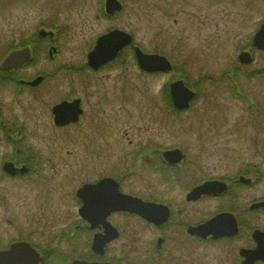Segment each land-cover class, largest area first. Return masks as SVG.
<instances>
[{"label": "rangeland", "instance_id": "1", "mask_svg": "<svg viewBox=\"0 0 264 264\" xmlns=\"http://www.w3.org/2000/svg\"><path fill=\"white\" fill-rule=\"evenodd\" d=\"M120 1L122 12L106 18L105 0H0V53L38 29L57 30L51 45L57 53L40 69L48 78L43 88L20 96L0 90L11 106L7 119L22 120V138L40 164L31 178L0 186V250L29 241L52 251L56 257L46 261L54 264L84 255L92 234L79 219L75 193L103 177H119L134 195L173 187L167 194L175 205L192 179L182 175L177 184H163L153 171L155 150L174 147L199 161L201 178H250L252 184L237 194L238 210L250 227L264 230V215L248 211L252 200L264 199V53L251 45L264 22V0ZM112 30L130 33L136 47L166 57L173 70L140 72L130 47L105 69L87 70V52ZM250 51L253 63L241 65L239 54ZM177 80L192 85L198 98L174 113L166 91ZM76 97L83 100L81 122L56 129L51 106ZM12 156L0 128V162ZM220 206L208 200L187 213L194 218ZM112 221L122 234L108 253L119 251L127 264H238L239 249L252 247L247 227L232 241L202 246L176 228L158 259L159 233L127 216Z\"/></svg>", "mask_w": 264, "mask_h": 264}, {"label": "flooded vegetation", "instance_id": "2", "mask_svg": "<svg viewBox=\"0 0 264 264\" xmlns=\"http://www.w3.org/2000/svg\"><path fill=\"white\" fill-rule=\"evenodd\" d=\"M106 18H111L104 13ZM114 17V16H113ZM56 29H49L46 31L45 29H38L32 35L27 37L25 40L18 44L9 45L6 50L0 53V90L7 94H13L16 96L23 95L25 93H30L33 91H37L38 89H42L43 86L47 82V75L41 72L40 69L44 67L46 63V59H52L53 56L57 53V49L51 45H54L56 41ZM42 33H45L42 34ZM101 37V36H100ZM97 41V40H96ZM96 41H94L91 50L87 52V56L91 53L96 45ZM125 49L122 50L118 54V56L97 69H93L88 65V60L86 61V68L87 70H91L93 72H99L105 69L108 65H111L118 61ZM26 52L28 51V60H26L23 64L16 68H12L10 70L3 69L2 65L7 57L13 53L17 52ZM133 51V48H132ZM134 55V54H133ZM135 60V59H134ZM254 61V59L252 60ZM136 63V61H135ZM172 65V64H171ZM137 66V64H136ZM85 68V69H86ZM36 69L38 71H36ZM172 69V67H171ZM139 70V69H138ZM28 72H32L28 74ZM140 71V70H139ZM141 72V71H140ZM143 73V72H142ZM145 74V73H144ZM153 75V74H148ZM175 82V81H173ZM194 91V90H193ZM169 93V89H168ZM195 93V98L197 97V93ZM170 98V95H169ZM171 100V98H170ZM75 101H79V109L81 114L78 116V120L75 123H71L65 127H58L54 123V115L53 109L62 104L72 103ZM193 101L191 103H193ZM13 102V101H12ZM172 103V100H171ZM190 103V105H192ZM189 105V107H190ZM11 106L9 103H6L0 98V128L1 131L4 133V141L8 145H12L13 147V156L11 158H6L2 162H0V186L2 183H9L11 180L17 179H27L31 178L34 172L35 167H39V161L37 159V155L33 152V149L29 148L26 140L22 138L24 131L22 128L23 122L20 119L18 120V115L11 116L13 119H7L6 115L8 114V108ZM172 109H175L172 103ZM187 110V109H186ZM51 115L53 117V125L56 129L67 128L70 126L77 125L81 122L84 116V109H83V100L79 97L70 100H62L57 104L51 106L50 109ZM179 112V111H178ZM22 122V125H21ZM20 128V129H19ZM132 144V143H131ZM148 150H151L148 149ZM143 151H141L142 153ZM172 152H178V156L180 159L176 162H170L166 159L165 155ZM154 153V151H153ZM139 156V155H138ZM155 157H156V165L153 166L154 173L160 178V182L163 184L167 183H178L180 181V176L184 175L185 178L192 179V182L188 185H184V189L182 190V198L178 203L175 205L171 203L168 199L170 198L169 194H167L173 187H169L168 190L164 193H156V191L152 192L151 188L149 189L148 193L145 195H134L130 192H125L122 186L121 181H119V177L114 176L112 177H103L95 182L86 183L77 189L75 193V203L78 204V216L82 223L85 224L87 231L92 234L91 236V243L90 246L84 249V255H78L74 261H81L86 263H96V264H127V262L123 259H120L121 255L120 252L115 251L112 255L108 253L109 247L114 245L118 242L121 238V229L112 221L116 216H127L140 224L144 225L147 228H152L153 231L160 234L159 239L157 240L156 246L157 249L153 255L158 259H164V252L160 253L159 247L161 248L163 244H165V240L167 237V233L171 234V229L174 231L176 228H181L180 232L185 240H188L194 245L202 246L204 244H211V243H220V242H228L232 241L236 237L240 236L243 233V229H246L250 232V241L252 243V247H243L240 248L238 251L239 261L238 264H242L243 258L240 256L241 250H253L255 248V242L253 240V234L255 231H260L264 233V230L250 227L243 219L247 214L244 215L243 210H238L239 207V197L238 192L239 190H243L245 186H250L252 184V180L249 178H245L243 176H238L233 180L228 179H205L201 178V167L198 165L199 161L196 160H189L187 157V153L185 150L179 147L174 148H167V149H156L155 150ZM187 159L189 161H187ZM158 162V163H157ZM32 173V174H31ZM199 176V178L197 177ZM197 178V179H196ZM103 179H111L118 185V193L130 197L132 199H136L141 202L142 205L146 206L145 211L142 212L141 210L137 211H114L109 213L108 216L105 218V222L110 225L111 228L115 231L117 236L114 239L108 241L103 248L102 254H97L93 251L92 247L94 244V238L96 235H105V229L102 226H98L95 229H91V225L82 219L79 215V210L83 206V202L77 196V192L86 185H94L100 182ZM238 179V180H237ZM16 182V181H15ZM219 183L221 184L220 189L223 190L222 192H216L212 194H202L199 193L193 194V192L200 187L204 186L207 183ZM239 182V183H238ZM243 184V185H242ZM150 194V195H149ZM161 195V196H159ZM1 197V195H0ZM208 200H216L217 202H221V206L218 210H214L212 213H207L206 210L198 213L197 217L190 218L188 216L187 210L191 209H198V205L208 201ZM264 199L260 200H252L248 207V211L250 215H264ZM204 212V213H203ZM246 212V211H245ZM219 216H225L233 224L236 225L237 233L234 236L228 237H217L214 238L213 234H210L206 237H203L197 234V231L200 230L202 226H205L208 222L214 220ZM88 235V233H87ZM86 235V236H87ZM112 235V233H110ZM88 237V236H87ZM179 237V236H178ZM30 244L35 251L40 255L42 262L40 264L46 263V257H56L52 251L42 252L39 250L34 244L29 241H20ZM17 242H11L0 251H5L10 248V246ZM47 254V255H44ZM170 254V253H168ZM163 255V256H162ZM173 261V260H172ZM240 262V263H239ZM261 264V263H258Z\"/></svg>", "mask_w": 264, "mask_h": 264}, {"label": "water", "instance_id": "3", "mask_svg": "<svg viewBox=\"0 0 264 264\" xmlns=\"http://www.w3.org/2000/svg\"><path fill=\"white\" fill-rule=\"evenodd\" d=\"M121 10L122 6L117 0L105 1L104 11L108 16H113ZM42 34L45 35V33ZM131 45L132 37L129 34L113 30L97 39L94 50L87 57L88 65L93 69H97L114 60L123 49ZM253 46L257 50L264 51V24L260 26L254 35ZM134 58L138 68L144 73L155 74L171 71L170 63L162 56L145 54L136 48L134 50ZM26 60H28V51L13 53L7 57L2 67L5 70H10L20 66ZM239 61L242 65L252 63L248 53L241 54ZM169 95L175 109L178 111L188 109L196 96L182 81L174 82L169 86ZM52 112L54 123L58 127H65L75 123L81 114L79 101L59 104ZM165 157L170 162H176L180 159L178 152L168 153ZM220 186L221 184L219 183L209 182L195 190L193 194L199 195V193H202L209 195L216 192L219 193L223 191ZM77 196L83 202V206L79 210L80 217L91 225V229H95L98 226H102L105 229V235H96L94 238L92 249L97 254H102L104 245L117 236L113 228L105 222V218L109 213L121 210L135 212L138 209L144 212L146 207L136 199L119 194L118 185L111 179H103L97 184L86 185L77 192ZM262 206L264 207V204ZM236 233V225L225 216L215 218L197 231V234L203 237L213 234L214 238L231 237ZM252 238L256 243V248L254 250L240 251V256L244 259L242 264L264 263V233L255 231ZM41 262L42 259L37 252L25 242L14 243L8 250L0 251V264H39ZM72 264L90 263L74 261Z\"/></svg>", "mask_w": 264, "mask_h": 264}, {"label": "trees", "instance_id": "4", "mask_svg": "<svg viewBox=\"0 0 264 264\" xmlns=\"http://www.w3.org/2000/svg\"><path fill=\"white\" fill-rule=\"evenodd\" d=\"M119 1H120V0H119ZM120 3L123 5V3H122L121 1H120ZM123 8H124V6H123ZM50 29H54V28L51 27ZM172 70H173V68H172ZM185 84H186V86L189 87V88L192 87V85L187 84V82H185ZM166 94H168V91H166ZM167 98H168V102H169V107L172 109L173 107H172V103H171V100H170L169 96H168ZM197 98H198V95H197ZM191 106H192V105H191ZM172 111H173L174 113H178V111H176V110H174V109H172ZM45 264H54V262H52L51 259H49V261H48V262L46 261Z\"/></svg>", "mask_w": 264, "mask_h": 264}, {"label": "bare ground", "instance_id": "5", "mask_svg": "<svg viewBox=\"0 0 264 264\" xmlns=\"http://www.w3.org/2000/svg\"><path fill=\"white\" fill-rule=\"evenodd\" d=\"M253 51H255V52H258V53H264V51H261V50H253ZM244 52H241L240 54H239V56L241 55V54H243ZM238 56V57H239Z\"/></svg>", "mask_w": 264, "mask_h": 264}]
</instances>
